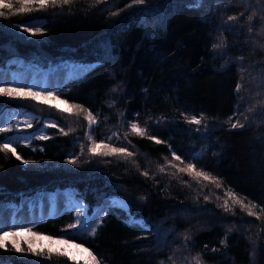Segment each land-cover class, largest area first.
<instances>
[{"label":"trees","instance_id":"16d2710c","mask_svg":"<svg viewBox=\"0 0 264 264\" xmlns=\"http://www.w3.org/2000/svg\"><path fill=\"white\" fill-rule=\"evenodd\" d=\"M9 2L11 9L0 8V77H12L0 88L45 91L20 78L38 73L43 81L63 61L84 64L54 93L67 108L93 114L98 152L108 144L133 155H91L86 112L0 95V128L8 129L0 139L18 142L28 161L0 151V213L54 192L75 194L85 205L79 218L62 209L33 222L31 233L71 237L98 264H264V0ZM26 23L42 27L33 36L35 29L22 32ZM51 120L56 127L46 126ZM235 122L243 127L233 129ZM132 123L146 135L133 133ZM188 163L214 181L177 171ZM109 197L126 200L147 227L117 210L87 223ZM3 243L0 264H88L23 236Z\"/></svg>","mask_w":264,"mask_h":264},{"label":"snow or ice","instance_id":"6c2138e0","mask_svg":"<svg viewBox=\"0 0 264 264\" xmlns=\"http://www.w3.org/2000/svg\"><path fill=\"white\" fill-rule=\"evenodd\" d=\"M35 2L38 3L41 8H44L49 3H51L53 5H55L57 3L68 4L70 2V0H35ZM135 3L144 4L145 0H135ZM201 3H202V0H193V3L190 4L189 6L190 7H198V6H200ZM0 8L11 9L12 4H11V2H9V0H0ZM21 10H25V9H21ZM4 15H5V13L3 11H0V17H4ZM230 19H232V18H230ZM13 27H21V26H13ZM41 27L42 26H38V25L33 24V23H26L25 25L22 26V32H30L32 29H35V31L32 32V35L35 36L36 33L40 31ZM21 39H25V37L21 36ZM213 47H218V45H213ZM237 89H239V85L237 86ZM113 91H115V89H113ZM0 95L29 97L33 100L41 98V102H44V101L49 100V99H57V95L50 89L45 90V91H41V90L33 91L30 87H28L26 90L25 86H14L11 88H0ZM61 103H66V101H61ZM52 107H55V105H53ZM72 109H76L78 112H86L87 115L85 116V119L89 122V125L96 123V120H95V117L93 116V114L91 112H88V110L83 108L81 105H78V104L69 105V107L63 111H69L70 112ZM190 123L199 125L201 123V120L199 118L193 117L191 119ZM46 126L47 127H56L57 124H56L55 120H51V121L46 122ZM29 127H31V125H29ZM130 127H131V131L133 133H135L136 135H138V136L146 135V130L139 127L137 123H132L130 125ZM231 127L233 129H235L237 127H243V125L239 124V122H235V123H232ZM0 131H8V129L7 128H0ZM86 135H88V134L86 133ZM113 135H115V133ZM37 138L44 140V139H47L48 137H47L46 133L38 132ZM88 138L92 139V137L90 135H88ZM150 139H153L154 142L157 144L162 143V141L156 137H150ZM103 146L105 148H108L109 150L104 151V152H98L97 148L99 147V145H96L94 147H89L88 152L93 156H96V155L112 156L114 154H122L124 156H132L133 155L132 152L127 151L123 147H111L108 144H104ZM16 147H19L18 142L10 140V139L9 140L0 139V151L11 152L12 155L18 161L27 165L28 161L24 160L21 157V155L17 154V152L15 150ZM82 148H83V146H82ZM41 151H43V149H41ZM172 159L173 160H181V157H179L178 155L175 154V152H173ZM190 159H192L194 161L195 156L190 157ZM68 163L69 164H76L77 160L76 159H70V160H68ZM172 166L175 167V165H172ZM161 171H163V169H161ZM177 171L186 172L188 174H192L194 172L196 178H203L204 180H213L214 181V178L209 176L207 173H205L203 171L195 170V163H188L186 165V167L178 168ZM142 174L147 175V173H142ZM217 186H219V185H217ZM205 198L207 199V197H205ZM141 199L143 200L144 198L141 197ZM233 199H234V202L237 204H240L241 207H246L241 200L236 199V198H233ZM109 205H110L109 207L102 208L101 211L105 214H107L111 210H117L120 212H124L127 214L125 216V222L126 223L133 225V226L139 225L141 228L147 227V225L144 221H141L140 219H138L137 217L132 215L130 205L128 204V202L126 200L121 199L119 201H109ZM254 206L255 205H253V207ZM84 207H85V205H84L83 201L78 200L76 208L70 209V211H73V210L76 211L77 217L79 218L81 216V213H82ZM224 207L226 210H230L228 208L227 202H225ZM248 214L252 215L253 213L251 211H249ZM102 219H103V217H101L100 214H97V222L102 221ZM82 223H83V220L78 219L77 224H71L68 227L69 228H76L78 226V224H82ZM32 227H34V225L27 226V225H15V224H13V225H8L6 228H0V232L3 233V235L0 236V248H6V245L3 243L4 237L18 235L20 231L32 232ZM13 228H16L18 230L12 231L11 229H13ZM95 230H96L95 228L91 229L93 234L95 233ZM33 234H35V233H33ZM64 240L66 243H68V242H71L72 238L71 237H65ZM13 247L16 249L17 252H22V249L18 245L13 244ZM77 247H80V245H77ZM85 251H88V250L85 249ZM89 255L92 256V259H93L94 264H95L96 257L91 252H89ZM197 264H199L198 259H197Z\"/></svg>","mask_w":264,"mask_h":264},{"label":"rangeland","instance_id":"374dc122","mask_svg":"<svg viewBox=\"0 0 264 264\" xmlns=\"http://www.w3.org/2000/svg\"><path fill=\"white\" fill-rule=\"evenodd\" d=\"M84 68H85L84 64L63 61L58 65H56L51 71H49L46 74V77L43 81H41L39 74L35 73L30 77L20 78V82L26 83L27 85H31V86L36 84L39 89H43V90L50 89L54 92L56 91V89L59 88L65 76H69V75L71 76L73 74H77ZM11 77H12L11 73H5L3 76L0 77V82L1 81L8 82V80ZM2 84L3 83H0V86H2ZM52 101H54V103L57 105L58 108L63 110L67 109V104L61 103L62 100L57 98V99H52ZM13 117L15 119V122L19 125L25 122L24 118L21 117L20 115L15 114L13 115ZM4 118L5 116L3 117V119ZM91 128L92 125H89L88 123L86 132L88 135L92 137ZM89 141H90V146L94 147L95 143L93 141V138L89 139ZM109 201H119V200L115 197H109L104 201V203L109 204ZM77 202L78 199L69 197L65 193L54 192L53 194L43 196L39 199H33L31 201L21 203L15 208L8 205L0 213V228H6L8 225H13V224L30 226L33 222L37 221L38 219L47 215L55 214L58 210L62 208L75 209L77 206ZM98 209L99 207L96 208V211ZM102 213H103L102 211L94 213L92 218L87 223H92L93 225H95L96 223H98L97 214H100L101 216ZM11 230L17 231L18 229L13 228ZM2 235L3 233L0 232V236ZM20 236L25 237L27 242H29L32 245L48 244L54 247L62 246L70 258L75 260L82 259L86 261L88 264H94L92 256L89 255L90 251H85L86 248L82 246L77 247L78 244L73 242L66 243L65 240L46 238L45 236H36L33 235L31 232H24V231H20L19 234L15 236L4 237L3 241L8 239L11 242L16 243ZM95 264H98L97 260Z\"/></svg>","mask_w":264,"mask_h":264}]
</instances>
